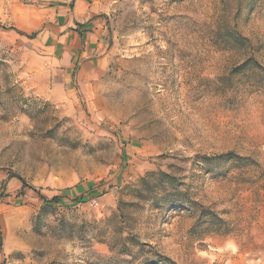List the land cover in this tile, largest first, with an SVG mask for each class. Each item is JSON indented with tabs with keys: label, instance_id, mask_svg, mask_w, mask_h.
Here are the masks:
<instances>
[{
	"label": "rangeland",
	"instance_id": "374dc122",
	"mask_svg": "<svg viewBox=\"0 0 264 264\" xmlns=\"http://www.w3.org/2000/svg\"><path fill=\"white\" fill-rule=\"evenodd\" d=\"M90 17L110 57L63 95L56 28ZM157 172L197 206L137 197ZM0 238V264H264V0H0Z\"/></svg>",
	"mask_w": 264,
	"mask_h": 264
},
{
	"label": "crops",
	"instance_id": "0c3cea01",
	"mask_svg": "<svg viewBox=\"0 0 264 264\" xmlns=\"http://www.w3.org/2000/svg\"><path fill=\"white\" fill-rule=\"evenodd\" d=\"M75 19L83 26L79 28V26L74 24L73 20L63 22L61 27L58 29L56 28L58 31L55 33H63L58 43H64V45L56 44L50 48L53 51L51 61L55 63L53 64L54 66H51L52 71L55 72L58 70L62 72V76L65 79L64 82L59 83L58 90L62 91V93L64 92L63 95L67 96H72L75 93V87H77V89L83 87V85L85 87L88 80L89 84L92 79L97 80L98 67H102L99 63H104L110 57V52L106 55V50H103V47H105L104 44L98 42L99 40H103V24H101L99 20H93V17L88 18L85 22L80 21L78 18ZM49 37L50 35L47 34L45 41H47ZM82 42H84L83 45ZM59 49L61 50L60 58L56 55ZM82 49H84V51H82ZM101 50L103 51L99 53ZM98 53L103 55L101 60H97L96 56ZM78 57L79 60H81L80 63H78ZM52 71L49 70V76ZM73 74H75V78ZM73 79L75 81H73ZM47 84L49 86H47ZM53 84L54 83L48 81L44 84V87H50V85L52 86ZM41 87L42 86H40V88ZM47 87L42 90V93H46L47 90L51 91Z\"/></svg>",
	"mask_w": 264,
	"mask_h": 264
},
{
	"label": "trees",
	"instance_id": "16d2710c",
	"mask_svg": "<svg viewBox=\"0 0 264 264\" xmlns=\"http://www.w3.org/2000/svg\"><path fill=\"white\" fill-rule=\"evenodd\" d=\"M34 36L35 35H32V37ZM240 40H242V38L239 36L235 38V41L237 42H240ZM252 63H256V62L253 59L247 60V62L241 66L242 67L241 69L248 67ZM216 159H220L223 161H226V160L227 161H232V160L243 161V158L235 155L234 153H228L226 155H221ZM211 160H212L211 158H205L206 162H209ZM13 177L15 176H12V178ZM18 179L23 183L24 188L28 187L26 182H24L21 178H18ZM176 181H177L176 177L171 176L165 172L149 173L147 174L146 177H144L141 180L140 186L136 190L137 197L142 198V199H148L149 197L147 195L156 197L155 195L156 193L162 190L166 191L167 190L166 186H168L171 189H173L175 192H177V194H170L172 197L170 198L165 197L163 199L164 200L163 203L167 207V210H175L178 207L189 205L190 202H186L185 199L183 198V195L177 190ZM36 193L38 194L41 200L47 201V199L44 196H42L39 192H36ZM57 198L58 197H54L52 198V200L50 201L48 200L47 202L49 204L54 203V202L56 203L58 201ZM190 204L193 206H197V204H192V203ZM200 216H201V220L207 219V222L209 223L211 222L214 223V221L216 224L222 223L221 220H219L216 215H214L211 211L206 210L204 208L200 210ZM122 217H123V210H122V207H119L118 213L113 214L112 218L109 219V222L111 223V226L113 227V231H114V237H113L114 243L112 245V250L117 251L121 255H128V256L134 257L133 250L131 249V247L135 246L138 242L135 239V237L132 236V234L128 233L127 237H123V232L119 229L118 224H117V219L122 218ZM116 245L121 246L122 248L119 250V248H115ZM1 247H2V239L0 238V249ZM152 254H153V258H147L146 260L147 264H174L170 259L164 258L157 252H154Z\"/></svg>",
	"mask_w": 264,
	"mask_h": 264
}]
</instances>
